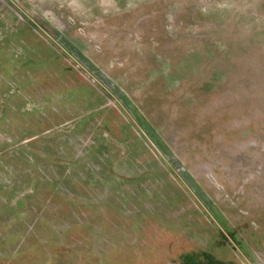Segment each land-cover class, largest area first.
Wrapping results in <instances>:
<instances>
[{"label":"rangeland","instance_id":"rangeland-1","mask_svg":"<svg viewBox=\"0 0 264 264\" xmlns=\"http://www.w3.org/2000/svg\"><path fill=\"white\" fill-rule=\"evenodd\" d=\"M264 264V0H0V264Z\"/></svg>","mask_w":264,"mask_h":264},{"label":"trees","instance_id":"trees-1","mask_svg":"<svg viewBox=\"0 0 264 264\" xmlns=\"http://www.w3.org/2000/svg\"><path fill=\"white\" fill-rule=\"evenodd\" d=\"M203 259H200L198 255L195 254H185L182 256L183 264H222L221 261L216 260L211 254L204 253Z\"/></svg>","mask_w":264,"mask_h":264}]
</instances>
